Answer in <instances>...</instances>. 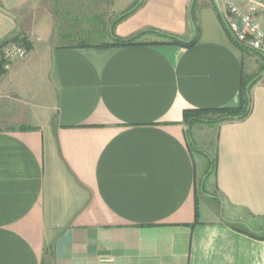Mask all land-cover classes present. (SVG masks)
<instances>
[{
	"label": "crops",
	"instance_id": "0c3cea01",
	"mask_svg": "<svg viewBox=\"0 0 264 264\" xmlns=\"http://www.w3.org/2000/svg\"><path fill=\"white\" fill-rule=\"evenodd\" d=\"M69 3L0 0V44H30L0 67V264H264V240L228 224L264 229V55L214 0H143L99 26L144 44L71 47ZM249 80L244 118L185 120L238 107Z\"/></svg>",
	"mask_w": 264,
	"mask_h": 264
},
{
	"label": "trees",
	"instance_id": "16d2710c",
	"mask_svg": "<svg viewBox=\"0 0 264 264\" xmlns=\"http://www.w3.org/2000/svg\"><path fill=\"white\" fill-rule=\"evenodd\" d=\"M138 3L139 0H137L133 4V6L130 7L128 10L124 11L122 13V16L117 18L116 21L118 22L119 20L130 15L134 11L132 9ZM79 32L77 31V33ZM87 33H88V37L86 39L83 38L81 40H77L76 42H75L76 38L73 35L65 36V38L66 39H69L70 37L74 38L70 40L71 41L70 43H68V45L71 47H114V46H129V45L144 44L143 42L138 41L140 37L139 35L131 38H120L116 36L113 31L112 32L109 31V27L106 23L105 26L100 25L98 28L91 30L90 32ZM160 35L165 39V41L153 42V43H161V44L169 43V44H180L183 46H192L197 40L196 38H194L191 41H185L180 37L172 36L166 33H161ZM97 37L100 38L97 39L99 41L94 42L92 39H96ZM17 38L18 37H15L12 40L17 41ZM20 41L26 44L28 48L30 47V44L28 43L27 40H25V38H21ZM237 43L243 48L246 49L249 48L244 44L239 43L238 41ZM250 81L251 80L247 81L244 85L242 91L241 103L238 107H225V108H214V109H190L185 111L184 114L185 120L188 122L189 125H192L194 123H200V122L211 124V123L223 122L226 120L244 118L249 113L251 107L249 92L247 88ZM228 224L234 229L243 231L254 238L264 240V229L261 231H255L250 229L249 227L237 224V222H229Z\"/></svg>",
	"mask_w": 264,
	"mask_h": 264
},
{
	"label": "built area",
	"instance_id": "2783aa9c",
	"mask_svg": "<svg viewBox=\"0 0 264 264\" xmlns=\"http://www.w3.org/2000/svg\"><path fill=\"white\" fill-rule=\"evenodd\" d=\"M264 11V1L246 0L245 7L227 4L221 15L236 41L264 55V24L259 15ZM28 50L21 41L6 40L0 44V67L10 70L17 60L25 59Z\"/></svg>",
	"mask_w": 264,
	"mask_h": 264
},
{
	"label": "rangeland",
	"instance_id": "374dc122",
	"mask_svg": "<svg viewBox=\"0 0 264 264\" xmlns=\"http://www.w3.org/2000/svg\"><path fill=\"white\" fill-rule=\"evenodd\" d=\"M69 1L72 2L69 3V5L76 4V7L74 5L72 8H67L69 11L68 16L67 14H65L66 12H64L61 9L60 12L58 11L60 13L59 18L60 20L63 21L64 19H66L65 22L69 25L72 26L76 25V27L74 26L72 29H68L70 30L71 35H73L76 38L75 39L76 42L77 40H81L83 38L86 39L88 37L87 32H90L91 30L98 28L100 22L104 21L107 24H109L112 18H115L124 11L128 10L130 7L133 6V4L137 0H69ZM255 1L261 2L264 0H255ZM79 21H81L82 24H80ZM79 24L81 26H79ZM48 25H49V19H47L45 13L42 11L39 13L37 17L36 25L35 28L32 29V32L38 31L41 37H45L46 31L48 32ZM77 31L80 32L77 33ZM29 36L32 37L39 46L41 42L37 41L38 37L36 35L33 36L31 34ZM71 39L74 38L70 37L69 39H66L65 43L66 44L70 43ZM97 39L100 38L97 37L96 39H92V40L94 42L99 41ZM58 40L60 39H58V35H57L56 38H54V43L57 44ZM17 41H20V37L17 38ZM249 64H250L249 59H246V66H247L246 74L250 72Z\"/></svg>",
	"mask_w": 264,
	"mask_h": 264
},
{
	"label": "water",
	"instance_id": "95a60500",
	"mask_svg": "<svg viewBox=\"0 0 264 264\" xmlns=\"http://www.w3.org/2000/svg\"><path fill=\"white\" fill-rule=\"evenodd\" d=\"M143 0H139V3L136 5V6H138L141 2H142ZM215 1V3L217 4V6H218V8H219V10H220V7H219V5H218V1L217 0H214ZM111 31H112V29H111ZM262 74H264V71L262 72ZM261 74V75H262ZM261 75H259V76H261ZM258 76V77H259Z\"/></svg>",
	"mask_w": 264,
	"mask_h": 264
}]
</instances>
